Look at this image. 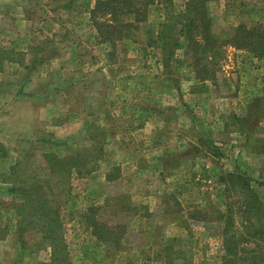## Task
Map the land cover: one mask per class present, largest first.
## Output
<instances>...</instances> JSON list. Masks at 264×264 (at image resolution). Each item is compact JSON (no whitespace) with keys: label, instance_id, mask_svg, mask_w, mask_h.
Wrapping results in <instances>:
<instances>
[{"label":"rangeland","instance_id":"obj_1","mask_svg":"<svg viewBox=\"0 0 264 264\" xmlns=\"http://www.w3.org/2000/svg\"><path fill=\"white\" fill-rule=\"evenodd\" d=\"M187 1L174 0L175 10ZM197 1L217 42L264 28V0ZM96 2L0 0V264H168L169 243L184 254L174 264H221L222 177L264 176V57L227 43L218 61L205 60V79L188 55L168 72L142 28L110 65L90 19ZM161 20L151 7L143 27ZM78 152L92 172L62 160L52 173L46 155ZM114 168L119 178L108 181ZM33 184L63 221V260H52L43 233L18 234L13 206L23 196L8 189ZM90 215L122 220L118 248L98 238Z\"/></svg>","mask_w":264,"mask_h":264},{"label":"trees","instance_id":"obj_2","mask_svg":"<svg viewBox=\"0 0 264 264\" xmlns=\"http://www.w3.org/2000/svg\"><path fill=\"white\" fill-rule=\"evenodd\" d=\"M185 6L184 10L178 12L175 10L174 0H97L90 12V19L97 33V41L110 46L111 50L107 53L110 65L117 60H124L118 58V44L125 43V39H136L135 36L139 35L142 28L146 31L143 45L161 49L165 57L164 71L168 72L172 70V61L184 62V56L188 55L192 58V64L200 67L199 77L205 79L208 71L213 69L206 65L205 60L210 55L216 60L221 57L223 47L227 43L252 52L258 58L264 57V28L241 26L230 40L217 42L210 32V17L200 1L188 0ZM151 7L159 8L162 13V20L155 30L150 26L143 27L148 23ZM178 49L182 50V56L176 53ZM176 87L180 89V82ZM263 147L264 145L261 151H264ZM46 156L54 174H57V166H62V160H66L62 163L67 166L63 167L65 170L76 168L74 170L80 176L94 170V167L87 166L86 161L91 158L86 157L85 153L78 152L67 159H60L51 154ZM116 170L118 169L114 168L108 172V181L119 178ZM222 180L226 187L227 204L226 209L219 215L221 221L224 216L221 264H264V200L253 187V182L264 187L263 173L254 180L248 174L232 172L222 177ZM8 190L23 196V201L13 206L17 212V231L20 238L30 230L43 233L52 247V260H63L60 256L66 249L61 233L63 221L53 213L55 206L50 204L41 188L33 184L26 188L11 186ZM235 199L237 205H233ZM122 207L128 210L125 205ZM93 208L89 210H96ZM98 209L101 210L102 207ZM218 212L220 211L216 213ZM90 217V224L93 225L98 238L118 248L124 228L122 220L111 225L103 220L99 222L94 216ZM164 250V259L168 264H174L177 259L184 258L183 252L175 250L171 243L165 245Z\"/></svg>","mask_w":264,"mask_h":264}]
</instances>
